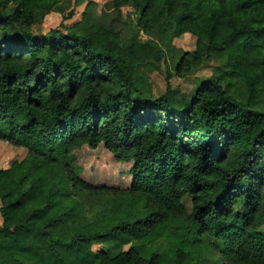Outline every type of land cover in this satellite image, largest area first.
Here are the masks:
<instances>
[{"label":"trees","instance_id":"obj_1","mask_svg":"<svg viewBox=\"0 0 264 264\" xmlns=\"http://www.w3.org/2000/svg\"><path fill=\"white\" fill-rule=\"evenodd\" d=\"M63 1L0 0V141L27 150L0 169V264H264V0H110L163 44L196 38L178 77L219 63L159 97L156 40L35 35ZM100 145L132 163L128 188L81 177L75 151ZM111 244L129 249L93 248Z\"/></svg>","mask_w":264,"mask_h":264},{"label":"rangeland","instance_id":"obj_2","mask_svg":"<svg viewBox=\"0 0 264 264\" xmlns=\"http://www.w3.org/2000/svg\"><path fill=\"white\" fill-rule=\"evenodd\" d=\"M110 0H64L61 6L49 14L45 20L33 27L35 35L48 33L55 28L77 25L79 31H87L93 27L116 23L119 28L130 34H136L143 41L154 39L159 42L166 53L168 62L162 63L160 68L153 72L144 70L148 75L155 97L166 93L168 86L181 93L190 92L201 79L215 75L219 63L210 59L201 68L188 75L187 78H180L175 73V63L184 52H191L196 49V38L186 34L175 39L170 45L163 44L158 34L147 35L140 32L137 27L138 15L133 8L127 6L119 13L109 4ZM72 17L70 18V15ZM240 96V93L238 94ZM264 102V96L262 97ZM262 106V105H261ZM263 108V107H262ZM260 108V109H262ZM27 154L24 148L16 147L8 142L0 141V169H7L13 162L21 161ZM77 157L76 165L80 167L81 177L88 183L99 187H116L125 189L130 186L132 176L129 171L132 163L118 161L103 145L97 148L84 146L75 151ZM183 203L187 210L191 209V197L187 196ZM95 251L99 250H128L129 246L102 245L94 246ZM208 260V259H207ZM207 264H212L211 260Z\"/></svg>","mask_w":264,"mask_h":264}]
</instances>
